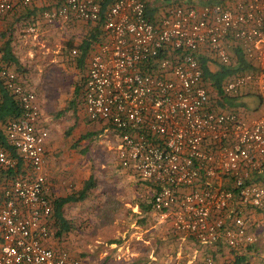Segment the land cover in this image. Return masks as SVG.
<instances>
[{
	"label": "built area",
	"instance_id": "built-area-1",
	"mask_svg": "<svg viewBox=\"0 0 264 264\" xmlns=\"http://www.w3.org/2000/svg\"><path fill=\"white\" fill-rule=\"evenodd\" d=\"M33 1L0 0V17ZM105 2L55 0L22 30L98 27L82 87L88 119L114 131L118 163L149 184L157 220L200 244L246 251L253 215L264 210V0ZM237 53L253 69L226 78L221 94L253 97L255 115L229 108L203 77L201 55L214 69L237 65ZM0 82L20 109L1 126L14 153L0 144V264H71L46 244L49 131L29 78L1 47Z\"/></svg>",
	"mask_w": 264,
	"mask_h": 264
},
{
	"label": "crops",
	"instance_id": "crops-1",
	"mask_svg": "<svg viewBox=\"0 0 264 264\" xmlns=\"http://www.w3.org/2000/svg\"><path fill=\"white\" fill-rule=\"evenodd\" d=\"M54 1L34 0L29 7H19L15 12L19 23L15 38L13 41L6 38L4 42L0 39L2 54L8 42L11 54L22 64L17 54L29 46L46 48L42 40L47 34L62 33L78 24L87 27L81 39H69L63 44L57 41L51 47L54 64L62 69L78 68L81 79L73 87L74 98L68 101L74 108L72 123L63 131L65 138L55 139L54 134L52 137L49 134L45 143L43 171L52 200L50 236L46 244L66 251L71 264H105L109 260L113 264H206L207 259L212 264H264V222L261 220L264 210L253 215L254 223L257 216L263 224L255 229L257 240L246 251H236L221 242L200 244L187 233L174 232L168 223L155 218L149 203L152 196L149 184L137 181L129 170L120 167L114 131L103 123L90 121L83 107L82 87L94 52L93 43L88 45L84 56L81 52L99 28L77 22L63 29L40 30L29 37L22 30L31 20L39 21L41 10ZM2 18L0 29L4 23ZM72 49L78 51L76 56H72ZM68 56L76 57L74 63ZM30 84L37 97V83L30 81ZM63 98L61 95L59 100ZM50 100L51 108H57L56 99ZM55 110L49 113L41 108L42 125L49 133L51 128L58 129L54 118L59 112ZM94 131L98 133V144L89 141ZM99 148L101 155H94ZM107 150L112 153L111 157L106 156ZM54 201L62 204L58 210ZM253 229L254 226L250 230Z\"/></svg>",
	"mask_w": 264,
	"mask_h": 264
},
{
	"label": "rangeland",
	"instance_id": "rangeland-1",
	"mask_svg": "<svg viewBox=\"0 0 264 264\" xmlns=\"http://www.w3.org/2000/svg\"><path fill=\"white\" fill-rule=\"evenodd\" d=\"M160 4H161V1L158 5ZM2 21H4V23L2 24V29H0V39L3 42L6 40V38L10 39V41H13V39L15 38L16 29L18 28V25H19L18 20L15 18V14L8 15L4 17V19L2 18ZM86 29H87L86 25L78 24V25H74L73 27L67 29L66 31L62 33L52 32L53 34L52 33L47 34L46 36L43 37L42 43H45L46 48L41 49L39 47L35 48L34 46H29L23 49L22 53L17 54L19 59L21 58V61H22V64L21 62L18 61L19 66L17 65V67H19L23 71L25 70L24 73H26V75H29L28 77L30 81H32V83L36 82L38 85L39 89L38 91L37 90L36 91H37V97H38V102H39L40 107L41 108L44 107L49 113H53L52 110H55V109H57L58 110L57 112H59V115L56 114V116L59 119L57 117L54 118L56 119V124H57L58 129L51 128L50 133H49L51 137L54 134L53 137H55V139L65 138L63 137V134H64L63 131L67 128V125H70L72 123L73 115L71 111L74 107L71 108L73 103L68 102V101L69 99H71V97L74 98V96H72L73 89H74L73 87L81 78H80V73L78 71V68L77 69L72 68V67L69 68L68 66L67 68L62 69L61 67H59V65L57 66L56 64H54V60H53L54 53L52 52L51 47L55 45L57 41L63 44V42L65 43L69 39H73V40L81 39L82 36L83 37L85 36V34L83 33ZM8 33L9 34L11 33V34L8 36ZM68 59H71L72 61L70 60L68 61L74 63V60L76 59V57L68 56ZM61 95L65 96V98H63L62 100H59ZM54 98L56 99V103L58 107L55 109H52L51 104H50L51 102L50 99H54ZM240 100L245 101V103L247 104V105L241 104V106L242 105L246 106V108L251 110L249 112L255 115V113H253L255 112L254 104H257V100L254 99L253 97L243 98ZM59 102H62V105H59ZM68 109H70V111ZM84 133L85 132H83V134ZM97 134L98 133L95 131L90 133L89 136L91 137L89 141L98 144ZM97 154L101 155L100 148L99 150L94 151V155H97ZM107 154L109 157H111L110 154L112 153L109 152V150H107L106 156ZM148 199H149V196H148ZM263 219L264 218L261 219L262 222H264ZM259 224L261 225L263 223H260V220H258L256 216V223H254V229L252 231L253 234H254L255 229L259 226ZM255 240H257V236H255ZM105 264H113V260L106 261Z\"/></svg>",
	"mask_w": 264,
	"mask_h": 264
},
{
	"label": "trees",
	"instance_id": "trees-1",
	"mask_svg": "<svg viewBox=\"0 0 264 264\" xmlns=\"http://www.w3.org/2000/svg\"><path fill=\"white\" fill-rule=\"evenodd\" d=\"M112 1L113 0H106V2L104 3V7L108 3H111ZM154 11L155 10L150 9V15H152L154 13ZM148 13H149V11H148ZM97 31H98V29H97ZM92 35H93V33L91 34V40L86 41L87 46H85V48H82V51H83V52H81L82 56L85 55V52L87 50L88 45L92 44L93 41L96 39V37L94 35L93 36ZM7 44L10 45L8 42H7ZM7 44L5 45L4 52L2 54V58L6 61L13 62L16 66L17 65L19 66L17 58L11 54L9 46ZM237 55H238L237 65L228 66V67L222 66L219 68L216 67L214 69L210 68L209 59H208L207 55H201V57H200L201 68L203 70V77H205L208 85L210 87H213L217 91L221 101L226 103L228 106H230L229 108H232V107L235 108L236 104L240 105V104H246V103H245V101H242V100H237L234 98L230 99V98L223 97V95L221 94L222 83L224 82V80L226 78H228L232 74H235L238 72L250 71L253 69L252 66L247 61H245L240 54L237 53ZM0 95H1V102H0V144L3 145L4 148H6L7 150L11 151L13 154L14 151L7 144V142L3 136V133L1 131V126L6 119L12 118V117H17L20 113V109H19V106L17 105V103L12 98V96L9 94V92L1 85V82H0ZM60 202L63 203V201H61V200H60ZM60 202H57V201L53 202L54 207L57 210L62 205Z\"/></svg>",
	"mask_w": 264,
	"mask_h": 264
}]
</instances>
